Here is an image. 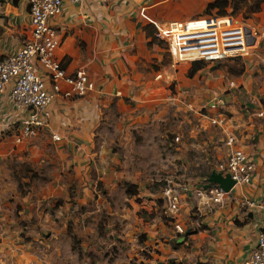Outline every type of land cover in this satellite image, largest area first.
I'll return each instance as SVG.
<instances>
[{"label":"rangeland","instance_id":"rangeland-1","mask_svg":"<svg viewBox=\"0 0 264 264\" xmlns=\"http://www.w3.org/2000/svg\"><path fill=\"white\" fill-rule=\"evenodd\" d=\"M255 2L228 0L210 13L253 30ZM253 31L247 54L203 60L191 77V62L173 63L165 45L151 37L157 47L137 63L138 88L124 99L139 114L140 127L124 121L114 103L100 109L87 133L66 140L42 130L14 142L4 126L0 142L10 152L0 151V264H202L196 252L203 246L201 215L184 188L192 190L194 178L212 168L215 138L187 104L196 109L205 103L207 94L199 93L209 83L245 78L264 99V34ZM231 90L228 106L241 110V91ZM83 137L88 152L82 161L74 141ZM167 180L180 185L175 216L162 198L171 187ZM125 183L136 185V194Z\"/></svg>","mask_w":264,"mask_h":264},{"label":"crops","instance_id":"crops-1","mask_svg":"<svg viewBox=\"0 0 264 264\" xmlns=\"http://www.w3.org/2000/svg\"><path fill=\"white\" fill-rule=\"evenodd\" d=\"M210 2L212 0H81L77 4L64 2L59 14L51 19V25L60 38L55 58L61 62L67 73L78 68L84 69L93 81L94 90L80 97L56 98L49 106V124L42 130L50 135L55 134L59 139L63 137L66 140L67 136L80 137L96 121L100 109L113 103L124 121L129 120L134 126L140 127L139 114L132 113L134 109L127 106L124 99L132 96L131 93L138 88V81L133 79L137 63L140 59L151 56V51L157 47L153 41L150 43L153 22L209 16L212 14L207 8ZM2 18L5 20L2 21ZM251 20V29L264 34V0ZM0 29L1 58L12 52L28 34V17L23 2L0 0ZM244 80L246 83L247 78ZM233 83L237 86L235 89L238 94L241 91L240 103L244 105L241 110L228 106L236 91L228 89L227 84L222 82L215 85L209 83L202 87L204 94L200 92V98L207 94L208 100L223 92L227 121L219 128L210 125L202 115L195 116V120L201 122L205 133L212 136L211 140L215 138L209 152L212 153L210 156L214 162L226 156L229 146L225 145L224 140L227 135H234L236 140L233 147L242 149L252 160L253 170L247 183L230 188L218 203L207 202L206 197L196 194L197 190L202 191L201 185L206 183L207 176L213 171V165L208 173L194 178L197 180L192 183V190L186 189L189 199L196 200L195 206L201 215L203 230L199 233V246H203L200 250L197 248L196 252L199 251L198 258L202 264L239 263L248 256L255 243L259 213L240 208L239 202L241 198L257 200L264 195V99L260 101L255 97L252 85H246L244 81ZM61 87L66 88L63 84ZM204 113L213 114L212 111ZM15 118H18V113L7 103L5 95L0 94V133L3 132L4 123ZM82 140L84 141L74 143H78V149L81 150L80 160L83 161L86 155L82 153L88 152L85 144L88 139L83 137ZM7 148L8 145L0 142V151L9 153L10 149ZM173 184L179 189V184ZM8 231L9 229L6 233ZM3 251L0 234V256Z\"/></svg>","mask_w":264,"mask_h":264},{"label":"built area","instance_id":"built-area-1","mask_svg":"<svg viewBox=\"0 0 264 264\" xmlns=\"http://www.w3.org/2000/svg\"><path fill=\"white\" fill-rule=\"evenodd\" d=\"M25 4L28 17V34L19 42L12 52L0 58V94H4L7 103L18 113V118L4 123L9 126L12 139L19 142L31 137L49 124V106L56 98H75L94 90L93 81L82 68L67 73L55 58V51L60 38L51 25V19L59 14L64 2L80 3L81 0H20ZM215 22L217 16L209 15L186 20L153 22L152 38L166 47L173 63L185 61L218 60L226 56L245 55L247 41L243 22H236L229 15ZM250 30V29H249ZM254 31L250 36L254 38ZM254 41V40H253ZM66 88H62L61 85ZM228 89L237 88L233 81L227 83ZM223 92L208 99L196 111L187 104L198 116H203L210 125L222 128L226 123V102ZM212 111V115L205 113ZM260 115V114H259ZM8 131V130H7ZM54 140H59L51 134ZM178 140V136L174 137ZM236 137L227 135L224 142L229 146L226 156L213 163V171L228 175L237 184L247 183L253 170V162L238 147H233ZM171 183V180H167ZM171 183L162 191L166 208L175 216L178 210L179 190ZM184 190H186L184 188ZM226 192L212 185L210 188L197 190L196 194L206 197L207 202L218 203ZM205 201V202H206ZM203 202L204 204H206ZM239 207L244 210H255L259 213L255 243L248 256L239 263L228 264H264V195L251 200L241 198ZM177 232H181L175 223Z\"/></svg>","mask_w":264,"mask_h":264},{"label":"water","instance_id":"water-1","mask_svg":"<svg viewBox=\"0 0 264 264\" xmlns=\"http://www.w3.org/2000/svg\"><path fill=\"white\" fill-rule=\"evenodd\" d=\"M245 34L248 36V43L251 44L254 40L252 36H250V30L249 28H245ZM234 184V181L229 178L228 175H221L217 172H210L209 175L206 178V183L201 185L202 189L210 188L212 185L219 187L224 192H227L232 185ZM200 185H197L199 187Z\"/></svg>","mask_w":264,"mask_h":264},{"label":"trees","instance_id":"trees-1","mask_svg":"<svg viewBox=\"0 0 264 264\" xmlns=\"http://www.w3.org/2000/svg\"><path fill=\"white\" fill-rule=\"evenodd\" d=\"M261 2H262V0H256L255 6L253 7L254 11H258L259 5H260ZM227 5H228V0H212V2H210L207 5V8L209 10H212V9H215V8L222 9V8L226 7ZM152 40H154V39L152 38ZM152 40L150 41V43L152 42ZM202 65H203V62L201 60L200 61L191 62V66L192 67L189 70L188 77H191L198 69H200V67H202ZM125 184H127L126 186L130 187V189H131L130 193L132 195L136 194V191H137L136 185L130 184V183H125ZM131 264H135V263H131Z\"/></svg>","mask_w":264,"mask_h":264},{"label":"bare ground","instance_id":"bare-ground-1","mask_svg":"<svg viewBox=\"0 0 264 264\" xmlns=\"http://www.w3.org/2000/svg\"><path fill=\"white\" fill-rule=\"evenodd\" d=\"M221 19H222V17H217V19H216L215 22L220 23L221 22ZM236 22L239 23L240 21L239 20H236ZM179 63H182V64L184 63L185 64L186 62L185 61H179Z\"/></svg>","mask_w":264,"mask_h":264}]
</instances>
